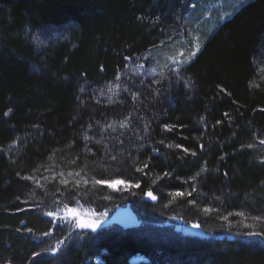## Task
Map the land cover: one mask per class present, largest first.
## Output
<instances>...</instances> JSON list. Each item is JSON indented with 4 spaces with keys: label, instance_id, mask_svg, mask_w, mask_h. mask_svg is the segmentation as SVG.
<instances>
[{
    "label": "trees",
    "instance_id": "16d2710c",
    "mask_svg": "<svg viewBox=\"0 0 264 264\" xmlns=\"http://www.w3.org/2000/svg\"><path fill=\"white\" fill-rule=\"evenodd\" d=\"M189 7L0 0V264H94L96 255L131 264L136 253L140 264H264V0L220 23L179 78L169 70L147 85L115 84L114 97L128 93L124 110L94 93L144 53L170 57L158 46L189 31ZM41 27L67 37L39 51L26 32ZM106 165L126 189L96 183ZM71 170L78 186L67 177L53 185ZM65 196L130 206L151 229L111 224L47 257L43 210ZM179 220L201 233L179 232Z\"/></svg>",
    "mask_w": 264,
    "mask_h": 264
},
{
    "label": "rangeland",
    "instance_id": "374dc122",
    "mask_svg": "<svg viewBox=\"0 0 264 264\" xmlns=\"http://www.w3.org/2000/svg\"><path fill=\"white\" fill-rule=\"evenodd\" d=\"M250 1L252 0H188V7H190L188 8L187 15H185V18L183 17V19H185V26L186 28H189V31L176 29L170 34L171 38L168 39V41H164L158 46L159 50L165 47L169 48L170 57L158 54V52L155 54H158L157 57L147 54L148 52L144 53L139 58H136L137 60H132V62L126 67V70L119 74L116 79L117 82L113 81V83H110L109 85L108 83H103L104 89H100L98 91L96 90L94 93L98 97L100 96L99 99L103 98L104 101L109 98L108 100H111L109 102L112 106L114 105L113 103H115L113 100L116 99L117 101L115 105L118 106V109L124 110V107L122 106L125 105L124 96L128 93L123 92L122 94H119L120 97H114L115 94H111V90L115 84H120V87H122V85H125V82L131 84L134 83L133 79H139L138 81L147 85L148 82H152V80L165 76L169 70L179 78L182 75L184 68L193 58L197 56L199 50L203 47V44L207 41L211 34L215 32V30L219 27V24L223 23L227 19H230L236 11ZM191 13H193L194 16H192ZM67 32L68 31L65 29L41 27L35 32L27 30L26 35L33 40L37 50L41 51L48 47L51 43L63 40L67 37ZM189 42H192L191 46ZM161 66L163 67V70L159 69ZM89 87V85H86V89L84 91V95L86 96L91 94ZM135 90L137 92L141 91L140 86L135 87L134 91ZM130 91L131 93L133 92L132 90ZM122 120V124L128 123V120ZM131 125H133V123ZM16 148L17 143L15 142L14 145L9 146V148L4 151L6 154H12ZM103 155L106 156L105 153ZM103 169L105 178L96 181H106L107 183H100L101 185L107 186L113 190H121L128 187V183L122 179L119 171L117 172V169H115L114 166L106 165V167L103 166ZM48 173L52 172L49 171ZM65 174L66 175L63 176L64 174L58 172L55 176H53L54 180H57L53 182V185L61 186L64 183L56 184V182L60 181V177H67L68 179H66V183L70 185L74 183V185L78 186L81 183L80 181L82 179H79V175L76 171L71 170ZM115 180H120L123 183L116 184L114 187H109V184ZM87 199L88 198H81V196H65L63 199L54 200V203L51 204L52 206L49 208H44V220L48 225H50V230L43 235V237L45 236L43 239L47 238L46 241H43L45 247H48V253L46 254L47 257L56 258L62 253V251L67 249L69 245L74 242H78V240L84 237V233L87 231H91L93 233L99 228L111 225L109 222V216L112 214L113 210L95 208L88 203L89 201ZM40 208L43 209V207ZM69 210H73L74 214L73 212H69ZM49 213H52V215H49ZM81 221H99V223L95 230H93L91 228L79 227V223ZM142 222L143 221H141L140 225L144 227V230L150 231V226L143 224ZM175 227L176 230L187 235H198L201 233L198 225H187L180 220L176 223ZM129 259L131 263H135L140 260L142 262L147 261L144 258H140L138 253L132 255ZM93 262L94 264L103 263L99 255L93 257Z\"/></svg>",
    "mask_w": 264,
    "mask_h": 264
},
{
    "label": "water",
    "instance_id": "95a60500",
    "mask_svg": "<svg viewBox=\"0 0 264 264\" xmlns=\"http://www.w3.org/2000/svg\"><path fill=\"white\" fill-rule=\"evenodd\" d=\"M110 222L124 229L138 228L141 220L130 206H118L110 215Z\"/></svg>",
    "mask_w": 264,
    "mask_h": 264
},
{
    "label": "snow or ice",
    "instance_id": "6c2138e0",
    "mask_svg": "<svg viewBox=\"0 0 264 264\" xmlns=\"http://www.w3.org/2000/svg\"><path fill=\"white\" fill-rule=\"evenodd\" d=\"M262 143H264V141H262ZM177 147H179V145H177ZM96 183L100 184V183H107V182L106 181H96ZM120 183H123V182L120 181V180H115V181H113V182H111L109 184V187H114L116 184H120ZM147 195H149L152 199H156L155 196H152L151 192L147 193ZM176 195H181V194L177 193ZM69 212H73V210H69ZM73 214H74V212H73ZM49 215H52V213H49ZM240 215H243V214L240 213ZM98 223H99V221H94V222L81 221L79 223V227H81V228H91V229L95 230V228L97 227ZM257 235H259V234H257Z\"/></svg>",
    "mask_w": 264,
    "mask_h": 264
}]
</instances>
